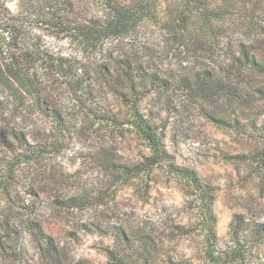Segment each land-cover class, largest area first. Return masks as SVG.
Returning a JSON list of instances; mask_svg holds the SVG:
<instances>
[{
	"label": "rangeland",
	"instance_id": "374dc122",
	"mask_svg": "<svg viewBox=\"0 0 264 264\" xmlns=\"http://www.w3.org/2000/svg\"><path fill=\"white\" fill-rule=\"evenodd\" d=\"M125 2L143 18L105 40L88 66L131 63L133 90L118 68L95 110L57 100L64 123L39 112L26 91L0 92L2 120L40 150L29 160L0 145V224L38 223L54 240L56 264H247L228 234L235 216L248 228L264 224V72L239 59L264 57V0ZM206 114L247 127H219ZM181 169L215 189L214 254ZM0 264L55 263L27 233L0 228Z\"/></svg>",
	"mask_w": 264,
	"mask_h": 264
},
{
	"label": "trees",
	"instance_id": "16d2710c",
	"mask_svg": "<svg viewBox=\"0 0 264 264\" xmlns=\"http://www.w3.org/2000/svg\"><path fill=\"white\" fill-rule=\"evenodd\" d=\"M141 13L133 12L131 4L125 0H0V92L15 96L26 91L33 96L39 112L55 123H64V113L56 106L58 99L81 109L95 110L99 88L104 83L114 82L120 68L133 90L139 71L131 63L114 60L119 63L114 69L101 60L92 62L90 66L88 61L90 54L102 51L105 40L129 31L137 20L143 18ZM239 63H244V68L250 72H264V57L257 59L244 55ZM257 91L264 97V87ZM237 99H241L240 92L234 94V100ZM5 112L0 102V145L11 152L22 151L29 160H33L40 150L28 143L22 131L2 120ZM206 117L223 128L239 131L247 127L237 119L229 123L209 114ZM137 126L158 148V141L149 132L147 124L140 121ZM178 173L194 191L199 218L205 229L206 245L214 254L220 245L213 212L215 189L201 182L194 171L181 169ZM3 222L0 228L12 235L27 233L40 251L55 264L58 262L53 238L46 235L38 223ZM228 235L234 251L240 253L241 250L247 264H264V256L256 250L258 241L264 239V224L248 228L239 216H235ZM212 254L209 259H213ZM108 256L115 259L110 251ZM145 264L148 262L145 261ZM179 264L193 263L183 261Z\"/></svg>",
	"mask_w": 264,
	"mask_h": 264
}]
</instances>
